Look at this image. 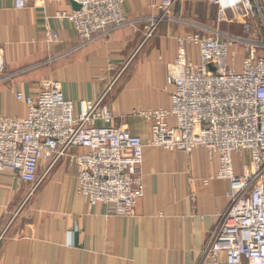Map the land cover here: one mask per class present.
<instances>
[{
    "label": "crops",
    "instance_id": "obj_1",
    "mask_svg": "<svg viewBox=\"0 0 264 264\" xmlns=\"http://www.w3.org/2000/svg\"><path fill=\"white\" fill-rule=\"evenodd\" d=\"M197 3L207 1L179 0L177 16ZM71 8L32 0L16 10L13 0H0V115L23 118L26 106L16 93L35 96L53 82L77 111L81 100L97 99L119 73L104 103L114 126L146 142L149 125L132 111L170 106L166 77L177 38L215 21L164 23L147 37L146 18L156 10L150 0H126V25L77 48L73 26L55 17ZM197 12L203 17L205 9ZM48 31L58 34L55 42L48 41ZM189 51L198 63L197 50ZM216 171L217 158L203 148L184 154L146 146L136 169L143 196L131 217L117 216L104 204L88 207L75 192L76 170L65 158L51 166L43 158L36 187L0 172V264H206L204 248L229 202V183L216 179Z\"/></svg>",
    "mask_w": 264,
    "mask_h": 264
},
{
    "label": "built area",
    "instance_id": "obj_2",
    "mask_svg": "<svg viewBox=\"0 0 264 264\" xmlns=\"http://www.w3.org/2000/svg\"><path fill=\"white\" fill-rule=\"evenodd\" d=\"M16 10L32 0H13ZM78 9L58 11L83 48L128 23L126 0H54ZM216 10L212 27L177 38V53L167 69L170 106L132 111L149 125L144 142L113 125L104 103L119 73L95 100H81L75 111L58 83L35 96L16 93L26 106L23 118L0 115V172L36 187L39 162L67 159L76 170L75 192L88 207L104 204L117 216L134 215L143 196L142 163L146 146L190 154L203 148L217 158L215 178L229 183L225 210L203 251L206 264H264V0H206ZM156 14L146 18L149 37L171 16L176 0H150ZM49 42L58 34L47 32ZM190 47L197 50L198 63ZM235 48L242 52L241 61ZM108 70H114L111 66ZM0 44V82L4 80ZM235 157L242 158L236 173Z\"/></svg>",
    "mask_w": 264,
    "mask_h": 264
},
{
    "label": "rangeland",
    "instance_id": "obj_3",
    "mask_svg": "<svg viewBox=\"0 0 264 264\" xmlns=\"http://www.w3.org/2000/svg\"><path fill=\"white\" fill-rule=\"evenodd\" d=\"M180 6H179V0H176L173 8H172V11H171V16L174 18V19H179L181 21H187V22H205V23H211L215 21L216 19V14H217V10L216 8L213 6V5H210L208 3H202V4H195V10H190L187 6L185 7V10L183 11V15H179L177 16L176 12H178V9ZM204 8L205 9V12L203 13V17H199L198 15V12H197V9L198 8ZM176 10V11H175ZM164 24V23H163ZM165 24H171V23H165ZM155 32V31H154ZM153 32V33H154ZM152 33V34H153ZM147 34V32H146ZM151 34V35H152ZM235 52H236V58L238 59V61H241V58H242V52H241V49L240 48H235ZM235 163H236V167L237 169H240L241 168V165L243 164V159L242 158H238V157H235Z\"/></svg>",
    "mask_w": 264,
    "mask_h": 264
},
{
    "label": "water",
    "instance_id": "obj_4",
    "mask_svg": "<svg viewBox=\"0 0 264 264\" xmlns=\"http://www.w3.org/2000/svg\"><path fill=\"white\" fill-rule=\"evenodd\" d=\"M72 6L74 9H78V6L76 4L72 3Z\"/></svg>",
    "mask_w": 264,
    "mask_h": 264
}]
</instances>
